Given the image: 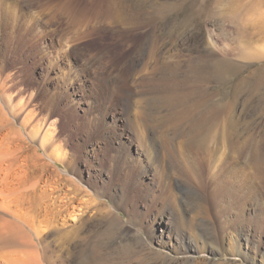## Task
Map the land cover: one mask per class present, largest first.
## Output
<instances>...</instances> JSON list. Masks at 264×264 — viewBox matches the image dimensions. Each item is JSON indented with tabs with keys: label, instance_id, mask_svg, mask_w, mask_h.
<instances>
[{
	"label": "rangeland",
	"instance_id": "374dc122",
	"mask_svg": "<svg viewBox=\"0 0 264 264\" xmlns=\"http://www.w3.org/2000/svg\"><path fill=\"white\" fill-rule=\"evenodd\" d=\"M69 1L0 0V228L25 233L0 236V264H264L263 0H122L131 25L78 0L73 26L55 13ZM152 75L188 105L201 98L193 118L221 110L207 160L175 142L199 197L176 169L157 172L127 118L130 98L133 120L163 129ZM203 218L218 243L192 242L185 222Z\"/></svg>",
	"mask_w": 264,
	"mask_h": 264
},
{
	"label": "bare ground",
	"instance_id": "6f19581e",
	"mask_svg": "<svg viewBox=\"0 0 264 264\" xmlns=\"http://www.w3.org/2000/svg\"><path fill=\"white\" fill-rule=\"evenodd\" d=\"M80 1H82V0H80ZM80 1H78V0L72 1L71 0V2L69 1L67 4L64 2L65 4L62 5L59 8V10L55 11V13L56 14L57 13H59V14L64 13V16L66 14V17L68 18L69 25L73 26V25L81 24V22L85 21V20H83V17L85 15V7L82 6ZM85 2H87V1H85ZM88 3H89V1H88ZM92 3H94V2H92ZM263 3H264V0H263ZM86 4H85V6H86ZM117 4H123L122 0L121 1H118V0H102L97 5V7H95V5H93L95 8L92 9V10H94L92 12H94L95 19H99V18H104V20L112 19L118 23L127 24V25H131L132 23L136 22L137 16H135V14H133L132 16L129 15V13L126 12L125 9L120 8V6H118ZM87 8H88V6H87ZM61 10H63V11H61ZM53 18H55V17L53 16ZM154 59H155L153 62V64L155 65L154 69H155V71H157L156 66L158 65L159 61L157 63V59L156 58H154ZM134 62H136V61H134ZM155 62L157 63V65ZM159 68L161 69V65L159 66ZM159 68H158V70H159ZM155 71H153V72H155ZM165 77H167V76L165 75ZM161 78H164V76ZM169 78L170 77L165 78L167 83H168V81H170ZM154 79H155V77H153V75H152L150 77L149 81L147 83H145L147 86L149 85L150 87H151V84L156 85L154 91L150 90L147 87V90L149 89V93L152 96V97L150 96V100H154L153 102H155L156 105H157V103H159L158 107H160L161 104L166 105V106H170V110L165 115H163L157 119L158 123H156V124L162 125L163 129L159 132L157 129L154 130L151 127H146L143 122L141 124L138 121L133 120L132 114H131V111H132L131 108H132V105H135L136 101L130 100V98H129L128 106L130 107L131 111L129 110V107H127V118L132 125V129L135 131V134L138 136V138L140 140V144H141L140 146L144 149L145 154L149 160V163L155 167L157 172L160 173V167L164 166L165 170H166V172L163 173L164 178H165V177H170L172 175L173 169L174 170L176 169L175 170L176 174L180 173L181 177H182V175L184 176V178L179 177L181 179V181H180L181 183H179V185H183V188H185L187 190L188 189L192 190L195 193V195H197L195 197H199L200 191L198 190L196 185L194 186L192 184V180H190V177L186 176V174H185V173H187V172H185L186 168L183 167L182 162L179 160V158L181 156H180V154L177 153L178 146L176 144L177 143L176 139L178 137H181L182 135L188 136L189 144L191 147L189 149L190 153H193V150H194V152H196L195 154H197L196 156H193L194 158L192 160H193L194 164L195 163L197 165L201 164L202 162H204L205 159L207 160V157L210 153V151H206V149L204 148V146L208 142V140H207V138H208V131H207L208 130V122L210 120L211 115H215L214 112L219 113L221 110L216 109V110H214V112L213 111L211 112V111L206 109L205 112L203 111L200 114V116L197 119H195V118H193V116H191L192 108H194L193 106H195L196 103H199L202 101V100L200 101L201 98L199 100H197L196 103L192 102V104L193 103H195V104H193V105L189 104L188 105L189 102H187V101L185 102V100H187V97H188L186 95L187 92L181 93L178 89L177 90L175 89L176 91L173 92L174 89L171 90L172 86H170L169 84L168 85L170 87L165 86L166 87V88H164L165 90H161V88H159L160 83H157V82L155 83ZM181 94L186 97V98L184 97V99H185L184 101L180 100L181 97L179 98V96ZM191 97H193V96H191ZM173 99H175L178 103ZM190 100H192V98ZM212 113H214V114H212ZM185 115L189 119V121L187 123L188 127L183 125V122L186 119ZM140 117H142V116L141 115L137 116L138 119ZM157 117H158V114H157ZM157 117L155 116V113L151 112L150 116H148V118L146 116L145 119L153 125V123H154L153 121H155ZM177 121H179V122L183 121V122H181L180 124H176L175 122H177ZM159 125H158V127H159ZM173 125L176 126L174 129L175 136L174 137L166 136L165 132L168 131V129H164V128H171ZM183 126H184V128H182ZM171 130H172V128H171ZM235 144H236L235 140L234 141L231 140L230 147H231V149H234L236 151V145ZM202 148H204V149H202ZM237 148H239V147H237ZM162 155H164V156L162 157ZM195 157H196V161H195ZM186 160H187V158H186ZM190 162H192V161H190ZM175 177H178V176H175ZM184 180H185V183H184ZM177 181H179V180H177ZM72 198H69L68 200L65 201V204L67 206L65 209H66V211L71 212V213L74 212L73 211L74 205L71 206V204H72L71 201L72 202L74 201V200H72ZM193 203H192V205L195 206V204H193ZM198 205L200 207V205H202V204L199 203ZM71 208H73V210ZM198 209H200L199 210L200 213L203 210L201 208H198ZM196 211H198V210L196 209ZM203 215H202V217L205 216V215L204 216ZM73 216H75L74 213H73ZM178 217H179V215H178ZM180 217H182V219H184L183 216H180ZM185 220L187 221V219H185ZM201 221H203V223H202L203 227L201 226L202 228H200V226H199L200 224L195 226L194 224L189 223V221L185 222L184 227H186L187 230L189 231V236H190L192 242H194L195 244H199L201 241V242H203L204 245H207L209 243V241L213 240L212 242H214L215 244L218 243L216 234L211 229L212 228L210 225L211 223L206 218L201 219L200 222ZM180 223H181V221H180ZM20 230H22V229H20ZM0 236L3 240L5 239L6 241H9V243L18 244L22 237L25 238V233H23L22 231H19L17 229V227H14V226H10V227L2 226L0 228ZM22 241L25 242L24 240H22ZM184 244L186 245L185 242H184ZM200 248H202V247H200Z\"/></svg>",
	"mask_w": 264,
	"mask_h": 264
}]
</instances>
